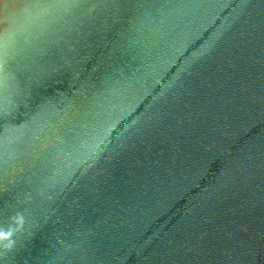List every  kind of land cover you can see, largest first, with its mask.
<instances>
[{
  "label": "water",
  "instance_id": "obj_1",
  "mask_svg": "<svg viewBox=\"0 0 264 264\" xmlns=\"http://www.w3.org/2000/svg\"><path fill=\"white\" fill-rule=\"evenodd\" d=\"M0 264H264V0H0Z\"/></svg>",
  "mask_w": 264,
  "mask_h": 264
},
{
  "label": "snow or ice",
  "instance_id": "obj_2",
  "mask_svg": "<svg viewBox=\"0 0 264 264\" xmlns=\"http://www.w3.org/2000/svg\"><path fill=\"white\" fill-rule=\"evenodd\" d=\"M3 235V233L2 232H0V236H2Z\"/></svg>",
  "mask_w": 264,
  "mask_h": 264
}]
</instances>
